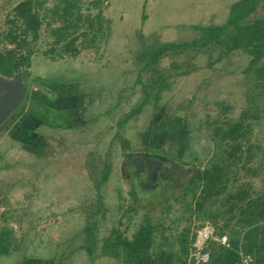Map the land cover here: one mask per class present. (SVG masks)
<instances>
[{"label":"rangeland","instance_id":"rangeland-1","mask_svg":"<svg viewBox=\"0 0 264 264\" xmlns=\"http://www.w3.org/2000/svg\"><path fill=\"white\" fill-rule=\"evenodd\" d=\"M18 1L0 0V49L7 46L2 32L7 30L6 19ZM89 1H82L83 13ZM195 2L147 0L142 5L143 0H107L102 12L109 20L108 35L75 56L55 59L42 53L52 46L48 29L57 25L51 21V13L45 12L28 73L23 77L26 93L22 106L42 111L43 105L53 108L60 99L67 106L75 102L76 108L80 98L79 103L87 99L92 107L83 125L52 129L51 133L43 129L42 155L29 153L36 149L31 142L13 141L22 136L12 127L16 114H23L18 109L0 126V229L9 232L8 240L28 246L36 234L41 232L44 237L58 231L62 243L63 238L68 240L69 235L80 234L85 228L89 232L85 244L93 242L96 254L112 230L130 239L146 214L154 226L151 251L170 252L171 264H182L189 248L181 253V234L190 238L207 224L213 237L220 232L229 235L223 226L225 214L215 213L222 208L206 203L203 210H194L184 185L193 168L211 167L225 147L211 139L208 124L215 119L217 123L234 120L244 108L256 109L260 117L249 120L248 141L237 153L239 161L230 167L227 189L246 183L251 195L264 197V95L262 88L254 86L257 81L252 72L245 71L248 55L234 50L214 61L216 48L187 47L167 51L156 63L140 70L143 61L138 55L143 49L198 36L193 27L195 18L187 10ZM58 3L44 0L39 8L49 10ZM255 15L264 16V0L259 1ZM73 78L82 81L80 94L75 84H70ZM142 82L147 86L148 103L121 122L140 103ZM160 83L166 87L155 102L154 91ZM251 95L256 96L253 105ZM16 121L33 127L32 121ZM159 147L156 151L167 157L172 167L155 183L140 179L131 156ZM104 169L108 174L101 182ZM38 202L51 205L49 211L40 209ZM50 218L54 226H47ZM217 245L211 239L207 243L209 250ZM113 258L123 264L120 255ZM5 262L0 256V264Z\"/></svg>","mask_w":264,"mask_h":264},{"label":"trees","instance_id":"trees-1","mask_svg":"<svg viewBox=\"0 0 264 264\" xmlns=\"http://www.w3.org/2000/svg\"><path fill=\"white\" fill-rule=\"evenodd\" d=\"M82 1L59 0L58 5L49 10L39 8L44 0L18 1L12 7L11 17L6 19L7 30L2 32V39L7 46L0 49V75L10 77L16 71H20L22 83L25 86L23 77L28 73L31 55L35 52L34 44L38 39V32L46 11L51 13V21L57 22L56 26L48 29L53 37L51 48L48 51H42L44 54L50 53L51 59L64 55L75 56L81 49L92 47L96 40L107 36L110 31L109 20L102 12L107 0H90L85 13L80 10ZM258 3L259 0H237L230 4L223 23L193 25L198 31L196 38L182 42H161L143 49L138 55V59L143 61L140 70L156 63L158 58L167 51L209 46L218 50V56L214 60L217 61L230 51L240 50L249 57L245 71L252 72L251 75L257 81L254 86L262 88L261 95H264V62L261 61L264 56V16L255 15ZM90 9H94L95 12L91 13ZM40 10L43 13H40ZM142 17L144 18V15ZM46 24L50 25V20ZM136 80L140 82V78L137 77ZM165 87L163 83L157 84L153 95L155 102L159 99L160 91ZM141 89L143 96L140 103L132 107L121 122L139 113L142 106L148 103V90L143 82ZM254 97L256 96L250 97L252 105L255 104ZM23 102L17 108L18 112L48 124L43 110L24 109ZM252 111L244 108L234 120L217 123L215 119L208 124L211 129V139L217 145L224 143L225 147L220 149L219 159L211 167L193 168L184 185L185 190L191 195L194 210H203L206 203H217L222 210L218 209L215 213L218 215L221 211L225 214L223 226L229 229L227 246L217 243L216 247L209 250L207 247L209 240L206 241L205 250L208 251V261L205 264H238L239 252L251 257L250 264H264V197L251 195L250 187L246 183L234 190L227 189L230 167L239 161L240 155L237 153L248 141L249 120L260 117L256 109ZM73 125L74 123L71 122L57 126L67 128ZM124 141L126 143V140ZM161 148H153L148 152L159 154L156 150ZM107 174L108 170L104 169L101 182L106 180ZM95 187H98V182L95 183ZM148 219L145 214L144 220L130 239L117 230H112L103 240L100 254L111 257L120 255L123 264H171L173 254L170 252L160 249L151 251L154 226ZM7 233L6 230H0V254L7 252ZM87 233L89 232L86 230ZM221 234L225 233L220 232L216 236ZM194 236L192 234L190 238H187L186 234L180 235L181 253H185L190 247L188 243L189 241L192 243ZM93 247V242L85 246L89 255L92 254ZM186 254L187 252L181 258V262Z\"/></svg>","mask_w":264,"mask_h":264},{"label":"crops","instance_id":"crops-1","mask_svg":"<svg viewBox=\"0 0 264 264\" xmlns=\"http://www.w3.org/2000/svg\"><path fill=\"white\" fill-rule=\"evenodd\" d=\"M235 1L237 0H196L195 3H190L187 10L189 11V16L195 18L193 24L201 26L221 24L227 17L230 4ZM146 2L147 0H143L142 5H146ZM192 5L195 6L190 8ZM73 79V83L70 84H75L76 89L79 90L77 93L80 94L83 90V85L81 84L82 81L80 79L78 80V78ZM64 86H67V84ZM62 87L63 85H60L61 89H63ZM79 99L80 98L77 100L76 108L73 106L76 104L75 102L70 106H67V104H63L60 99V102L55 100L52 104L53 108L47 109V107L43 105V112L47 117L48 124L41 123L28 115L23 116V114L20 115V113H17L12 127H15V132H21L22 136H20L19 139H17L18 137L14 138L13 141H17L18 144L24 142L35 144V151L29 152L32 153L33 156L42 153L45 146V142L41 136L43 129L47 128L49 130L48 132L51 133L52 129L56 130L62 128L57 125H65L66 123L71 122H73L74 125H83L86 123V115L92 105L88 104L87 99H83V103H79ZM60 118L63 122H61ZM17 119L21 121H32L33 127H25L22 124H17ZM38 205V207L44 211H49L51 207V205H48L45 202H38ZM51 211L52 210L47 213H51ZM50 221L52 222L49 224L46 223L47 226H54V219L50 218ZM82 231L83 232H80V234L69 235L68 240L63 238L62 243L57 238H60L61 235L58 231H53V234L47 233L44 237L43 233L40 232L39 234H36L37 237H35L28 246H23L22 244L14 242V240H8L7 252L4 254L1 253L0 256H4V261H6L5 264H118L115 258L106 255H99L100 253L98 252L94 254L92 251V254L89 255L85 249L86 229L84 228ZM76 241L78 243L74 244ZM25 253L30 256H23ZM107 257L110 258V260Z\"/></svg>","mask_w":264,"mask_h":264},{"label":"water","instance_id":"water-1","mask_svg":"<svg viewBox=\"0 0 264 264\" xmlns=\"http://www.w3.org/2000/svg\"><path fill=\"white\" fill-rule=\"evenodd\" d=\"M25 92L26 88L22 83L20 71H16L10 77L0 75V126L23 102ZM159 159L165 160V157L160 156ZM160 164L159 161L155 162L156 166ZM150 166L153 170L154 165Z\"/></svg>","mask_w":264,"mask_h":264},{"label":"built area","instance_id":"built-area-1","mask_svg":"<svg viewBox=\"0 0 264 264\" xmlns=\"http://www.w3.org/2000/svg\"><path fill=\"white\" fill-rule=\"evenodd\" d=\"M211 227L204 225L199 228L194 236V240L190 244L187 254L185 255L182 264H205L208 261V251L205 250L206 241L211 239L222 246L228 245L227 235L221 234L212 236ZM251 257L239 252L238 264H250Z\"/></svg>","mask_w":264,"mask_h":264},{"label":"flooded vegetation","instance_id":"flooded-vegetation-1","mask_svg":"<svg viewBox=\"0 0 264 264\" xmlns=\"http://www.w3.org/2000/svg\"><path fill=\"white\" fill-rule=\"evenodd\" d=\"M160 156L163 155L139 151L135 155L131 156L130 162L135 164L137 174L141 176L140 179L149 180V182L155 183L159 176H164L166 172L172 167L171 164H168V162H171L168 161L167 157L165 160H160ZM156 161L161 162V164L156 166ZM150 165H154L153 170H151Z\"/></svg>","mask_w":264,"mask_h":264}]
</instances>
